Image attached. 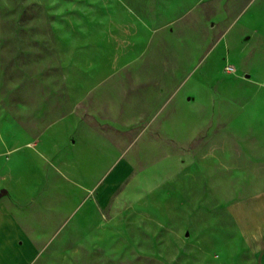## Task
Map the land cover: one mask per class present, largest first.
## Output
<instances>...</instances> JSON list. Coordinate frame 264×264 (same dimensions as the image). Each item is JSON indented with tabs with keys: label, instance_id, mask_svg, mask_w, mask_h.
Returning a JSON list of instances; mask_svg holds the SVG:
<instances>
[{
	"label": "rangeland",
	"instance_id": "374dc122",
	"mask_svg": "<svg viewBox=\"0 0 264 264\" xmlns=\"http://www.w3.org/2000/svg\"><path fill=\"white\" fill-rule=\"evenodd\" d=\"M253 79L264 0H0V179L41 186L0 202L30 264H264L233 214L264 144L226 132Z\"/></svg>",
	"mask_w": 264,
	"mask_h": 264
},
{
	"label": "crops",
	"instance_id": "0c3cea01",
	"mask_svg": "<svg viewBox=\"0 0 264 264\" xmlns=\"http://www.w3.org/2000/svg\"><path fill=\"white\" fill-rule=\"evenodd\" d=\"M262 83L257 94L252 95L242 106L236 117L228 120L227 135L242 138L245 152L251 151L254 145V137H258L264 144V79H253ZM252 137V138H247ZM16 149H8L13 154ZM125 163L115 170L110 181L113 182L127 170ZM36 175V174H35ZM34 173L21 179L20 177H6L0 179V189H4L13 199H20L24 193L34 194L40 185L36 184ZM11 182V183H10ZM43 185V184H41ZM46 186V183H44ZM43 186L42 190H45ZM236 206L234 218L244 237L256 242L259 248H264L259 242L264 236V191L253 196H242ZM36 255V248L31 243L24 227L15 216L9 206L0 202V264H30Z\"/></svg>",
	"mask_w": 264,
	"mask_h": 264
}]
</instances>
